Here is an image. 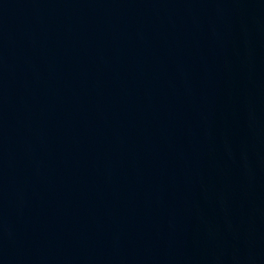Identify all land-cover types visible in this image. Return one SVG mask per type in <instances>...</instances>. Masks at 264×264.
I'll return each mask as SVG.
<instances>
[{"label":"water","instance_id":"obj_1","mask_svg":"<svg viewBox=\"0 0 264 264\" xmlns=\"http://www.w3.org/2000/svg\"><path fill=\"white\" fill-rule=\"evenodd\" d=\"M0 264H264V0H0Z\"/></svg>","mask_w":264,"mask_h":264}]
</instances>
